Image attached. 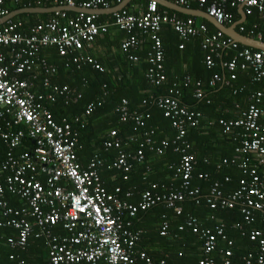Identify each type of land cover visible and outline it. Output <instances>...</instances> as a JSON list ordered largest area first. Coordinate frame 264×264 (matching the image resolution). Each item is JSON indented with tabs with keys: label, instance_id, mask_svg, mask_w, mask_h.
Segmentation results:
<instances>
[{
	"label": "built area",
	"instance_id": "1",
	"mask_svg": "<svg viewBox=\"0 0 264 264\" xmlns=\"http://www.w3.org/2000/svg\"><path fill=\"white\" fill-rule=\"evenodd\" d=\"M4 1L0 0V20L9 14L5 10ZM53 1L59 3L57 6H75L72 0ZM123 1L116 0L117 5ZM174 1L179 6L189 8V2L193 0ZM196 1L200 6L206 2ZM41 2L42 0H36L38 5ZM225 5L232 8L243 7L246 17L256 11L263 20L261 26L264 27V0H216L208 4L203 11L224 25L233 19L226 13ZM78 8L102 10L112 7L107 0H86ZM66 13H54L46 22L31 27L28 34L18 31L21 23L11 20L0 23V137L8 148L5 159L0 163V175L5 174L0 179V228L17 231V236L9 239L12 247L17 249L23 250L27 245V239L34 234L36 237H43L48 248L49 264H138V261L150 263L147 254L137 249L142 233L132 228V219L139 212L159 204L173 209L175 215L179 216L183 213L181 203L186 200H195L197 203L200 191L197 187H190L195 161L193 156L187 153L190 145L185 140V120L195 126L199 113L189 112L179 105L175 89L169 91L171 96L157 98V106L163 110L164 117L171 118L176 131L171 145L174 152L180 154L179 164L175 168V175L180 179V184L177 189L168 187L160 192L157 191L158 186L152 184L149 189L142 192L137 203L132 204L128 202L131 193H126L123 200L118 197L119 188L112 193L106 190L97 171L96 162H90L86 169L78 163L74 151L77 139L71 135L70 125L64 120L62 124L55 122L50 111L44 106L45 101H54L53 94L33 93L30 84L19 77L40 70L49 74L55 72L46 59L38 57L41 48L55 47L60 56L80 52L85 44L90 46L97 36L105 34L110 25L128 33L136 28L152 33L159 30L161 24L170 23L183 40L203 35L202 49L207 51L206 66L213 67L214 58H218L221 69L229 74L230 79H235L234 73L237 69H250L254 73L255 81H264V51L246 46L238 49L239 44L220 31L207 35L206 25L196 23L192 16L185 21L162 16L157 13L155 2H149L147 10L138 16L126 10L115 12L111 24L104 25L96 23L100 14L77 13V16L69 17ZM243 25L245 24H237L239 33L248 30V36L264 42V30H260V26L252 24L246 29ZM152 38L153 53L149 55L152 67L147 78L159 85L164 80V75L154 70H162L164 55L160 39L155 36ZM138 44L136 37L130 36L121 44V48L135 50ZM5 48L11 49L8 58L2 51ZM226 49L234 50L229 59H223L226 55L222 56ZM75 56L78 57H73V63H89L98 71H103L92 57L81 54ZM7 59L9 61L6 64ZM130 60L136 61L137 58L130 56ZM222 81L224 82V77L216 73L208 85L214 87L217 82ZM187 83L188 79L185 85ZM43 84L49 87L50 83L45 80ZM195 87V98L202 99L204 96L202 84L198 81ZM52 88L60 94L70 93L66 86L60 90L54 86ZM259 96L258 94L255 97L254 103L250 104L239 120L219 121L224 133L232 126L243 128L240 143L234 150L238 158H232L230 161V164L236 165L242 171L243 176L239 179L237 188L226 195L220 189V183L214 181L205 195L207 205L213 210L233 209L240 204L242 222L245 225L254 223V212L260 213V221H264V175L260 176L257 173L258 167L264 165V124L258 122L263 111L256 107L260 101ZM76 97L79 98L80 95ZM125 105L126 101L123 100L120 109L118 108L122 121L129 117ZM93 108L90 105L85 115H89ZM135 123L136 126L142 125L141 116L135 117ZM110 134L115 135L114 132ZM26 142L31 144L26 145ZM162 144L163 148L169 145L166 141ZM112 145L118 147L119 143H106L107 147ZM18 148L23 151L16 155L14 151ZM143 152V149L137 152L139 162L143 159ZM157 154L161 155L162 150L159 149ZM128 156L120 153L114 166L128 172L130 170L126 162ZM239 158L241 159L236 164L235 161ZM223 163H227V160ZM197 178L207 180L209 175L200 172ZM4 193L16 197L19 206L10 207L3 199ZM162 218L164 221L161 224L160 235L167 236L169 223ZM58 225L65 231L64 236L53 234V228ZM185 227L199 235L202 241V250L206 257L201 259L199 264H231L230 249L220 251L223 258L220 263L209 256L217 250L219 240L226 241L222 226L202 227L196 217L187 214L178 230L183 231ZM233 228L241 230L243 225L235 224ZM248 237L257 244V251L244 257V263L264 264V231L252 230ZM226 243L228 247L232 245L230 240Z\"/></svg>",
	"mask_w": 264,
	"mask_h": 264
},
{
	"label": "trees",
	"instance_id": "2",
	"mask_svg": "<svg viewBox=\"0 0 264 264\" xmlns=\"http://www.w3.org/2000/svg\"><path fill=\"white\" fill-rule=\"evenodd\" d=\"M8 1H4L7 13L27 7H51L59 5V3H53L51 0H43L40 5L35 3V0H21L17 5H9L10 1ZM82 1L85 0H73V3L80 5ZM107 1L110 7L117 5L116 0ZM170 1L174 2L173 0ZM215 1L206 0L200 6L198 1L193 0L189 2V8L205 10L208 4ZM142 2L145 3L143 11H141L142 13L147 10L149 1L136 0L132 1L131 4H140ZM124 9L131 13L129 6ZM224 9L233 18L230 22L224 23L225 26L229 27L237 20V8L225 5ZM157 13L183 21L191 17L166 10L159 5ZM66 15L69 17L77 16L72 12H67ZM53 16L54 13L47 15L22 14L13 18L11 22L21 23L18 31L22 34H28L31 27L43 23ZM192 18L196 23L206 25L207 35L217 32L206 20L197 17ZM247 18L249 19L246 22L247 26L246 23L243 25L246 29H249L252 24H257L260 26V30H264V27L261 26L263 20L256 11L251 15H247ZM112 21V15L107 16L102 14L98 15L96 19L98 25L109 24ZM112 30L120 32L123 38L118 37L119 41L111 40L110 42V32ZM240 33L247 36L249 34L248 30ZM130 36L136 37L140 42L137 50H123L121 48V44L127 41ZM152 36L160 39L161 50L164 55L162 70H154L164 75V80L159 85H156L147 78L149 69L152 67L149 63V55L153 53L154 47ZM203 40V35L183 40L170 23L161 24L159 30L152 33L149 31L145 32L140 28H136L133 32L128 33L117 26L110 25L105 34L97 36L90 46L85 44L83 50L80 52H71L66 56H60L55 47L41 48L37 54L38 57L56 65V73L51 76L49 73L41 70L39 72L41 74L33 78V90L37 94H53L54 101L47 100L44 102V105L50 111L55 122L62 124L61 122L64 120L65 123L70 125L71 135L77 139L74 151L81 167L86 169L90 162H96L97 171L106 190L112 193L116 188H119L120 193L118 197L123 200L126 193H131L132 196L128 202L132 204L137 203L142 192L149 189V186L152 184L158 186L157 191L159 192L164 191L168 187H172L173 189L179 187L180 179L175 175V168L179 164L180 154L175 153L171 145V142L175 139L176 131L172 126L171 118L164 117L163 110L156 104L157 98L171 96L169 91L171 89L177 90L175 96L179 101V105L189 112L199 113L198 123L195 126H192L190 122L184 119L186 125L185 140L190 145L187 153H190L195 161L190 187H197L199 189V198L197 197V203L195 200H186L181 203L180 206L183 213L179 216L175 215L173 209L167 208L162 204L144 212H139L132 219V228L136 229L134 223L141 216L145 217L149 213H156L157 217L160 218V234L161 224L164 221L162 217H164L169 223L168 235L174 238L172 242H179V246L178 244L176 245L177 253L174 258L176 261L169 260L170 264L173 262L176 264H199V261L206 257L202 250V241L199 235L192 233L187 227L183 231L178 230V226L184 223L185 216L189 214L200 220L202 227L214 228L216 225L223 227L226 241L219 240L217 250L209 255L215 262L220 263L223 259L220 251L230 249L232 252L230 263L245 264L244 257L249 253L255 254L257 251V244L249 240V233L252 230L258 229L264 231V221H260V213L254 212V223L245 225L242 222L243 215L241 214L240 204L236 205L233 209H218L214 211L207 205L205 195L214 181L220 183V189L226 195L237 188L238 181L243 176L242 171L236 165L230 164V161L232 158H238L234 150L240 143L243 128L232 126L228 132L224 133L219 121L234 122L239 120L250 104L254 103V99L258 94L260 95V101L256 107L264 112V89L255 90L249 88V86H252L251 83H255V86L261 85L264 81H255L254 73L250 69H237L234 73L235 79H230L229 74L221 69L216 57L214 58V66L207 67L205 64L207 51L202 49ZM95 48H100V53L102 49L104 51H102L101 55L99 53L97 57L91 53ZM241 48L243 46L239 44L238 49ZM140 50L141 52H138ZM2 51L7 58L10 56V48H5ZM233 51V49H226L223 52L219 50V52H222V56L226 55L223 59L232 57ZM110 52H113L114 55H110ZM116 53H121L123 58L115 62L119 56H115ZM79 54L92 57L104 70L100 72L89 63H73V57H78L75 55ZM130 56L136 57L137 60H130ZM8 61L9 59H7L6 64ZM216 73L224 77V82H217L216 84H223L228 93L223 92L213 95L215 94L214 92L211 95H207L208 93L205 88H208V90L210 88L206 83ZM241 73L250 76V84L244 83L242 85L241 82H238L239 77L242 75ZM23 77L24 75H21L19 78ZM187 79L189 83L185 85ZM45 80L49 81V87L44 86ZM196 80L197 82L198 80L200 83L202 82L203 94L204 96L207 95L205 98L203 96L202 99H199V102L195 100ZM239 85L240 87H238ZM53 86L57 87L58 90L66 86L70 93L60 94L59 91L53 90ZM246 87L249 88L248 92L241 94ZM77 95H80V97L77 98ZM223 95L228 96L227 101L225 100L223 103L227 105L229 102L230 106L234 105L238 99L240 100V97H244V101H246L245 110L237 118H229L227 115L216 116L215 122L207 123L206 120L214 117L215 112L211 111V113H207L205 109L213 110V100L217 96ZM123 100L126 101L125 108L127 114H129L126 121L121 120V114L118 111ZM90 105L94 108L89 115H85ZM205 114L208 116H206V120L204 119ZM137 116H141V126H136L135 117ZM258 122L264 124L263 114L258 118ZM111 132H114L115 135L111 136ZM165 141L169 145L163 148L162 143ZM107 142H118L119 146L115 147L113 145L114 147L107 148L105 147V143ZM25 144L30 145L31 142H26ZM140 149H143L144 155L142 161L139 162L136 155ZM159 149L162 150L161 155L157 154ZM7 151L8 148L0 137V163L5 159ZM22 151L21 148H18L14 151V154L17 155ZM120 153L129 155L126 162L132 167L131 171L124 172L122 169L118 170L114 166ZM240 159H237L235 163L238 164ZM205 160L207 162H204ZM224 160H227V163H223ZM200 172L208 173L209 179H198L197 174ZM257 173L260 176L264 175V165L258 167ZM4 175H0V179ZM226 178L229 180L225 181ZM3 199L7 201L10 207L17 208L19 206L18 199L8 193L3 194ZM235 224H242L243 229L238 230L233 228ZM172 228H174L175 233H171ZM54 231L64 234L58 227L54 228ZM16 236V230L0 228V264H49L48 248L42 237H36L35 234L30 236L27 239L26 247L20 250L13 248L9 243V239ZM167 236L162 237L165 239L164 237ZM228 240L232 241V245L229 247L226 243ZM183 242L190 249L180 247L183 245ZM138 246L139 244L137 245V249ZM198 246L202 250L198 258L186 257V255H193L191 249ZM146 254L150 263L138 261V264H160L162 261L164 264H167L164 260L157 259L154 253L146 251Z\"/></svg>",
	"mask_w": 264,
	"mask_h": 264
},
{
	"label": "crops",
	"instance_id": "3",
	"mask_svg": "<svg viewBox=\"0 0 264 264\" xmlns=\"http://www.w3.org/2000/svg\"><path fill=\"white\" fill-rule=\"evenodd\" d=\"M10 3L9 5H17L21 0H19L18 2H15L13 0H9ZM8 1V2H9ZM73 1V0H72ZM86 1V0H85ZM132 1H136V0H129L127 2V6H129V10H131V13H133L134 15H140L141 14V11H143L142 9L145 7V3H140V4H131ZM170 1V0H169ZM43 2V0H42ZM51 2L55 3L53 0H51ZM84 1L81 2V4L83 3ZM172 2V1H171ZM35 3H36V0H35ZM175 3V2H173ZM80 4V5H81ZM176 4V3H175ZM80 5H75V6H80ZM54 6H57V5H54ZM53 7V6H51ZM125 7V8H126ZM163 7V6H162ZM28 8V7H27ZM165 8V7H163ZM166 10H170L168 8H165ZM19 10V9H18ZM16 11V10H15ZM173 11V10H171ZM175 12V11H174ZM11 13V12H10ZM72 13H75L77 14L76 12H72ZM178 13V12H177ZM107 15L109 16L110 14H106V13H101L100 15ZM178 14H181V13H178ZM243 7H238L237 8V17H236V22H239L240 24H245L246 22L249 21V19L245 16V18L243 17ZM22 15V14H21ZM35 15H41V14H35ZM42 15H47V14H42ZM183 15V14H181ZM19 16V15H18ZM183 16H187V15H183ZM17 17V16H15ZM14 17V18H15ZM189 17V16H188ZM13 19V18H12ZM11 19V20H12ZM201 19V18H199ZM204 20V19H203ZM46 22V21H45ZM208 22V21H207ZM235 22V23H236ZM246 26H247V23H246ZM237 29V28H236ZM111 34V38L109 39L110 42L111 40H116V41H119V38H123V35H121L120 32H117L115 30H112L110 32ZM102 38V37H101ZM102 51H104V49L101 50V53H100V48L99 49H94L93 51H91V53H93V55L95 56H99V53L100 55L102 54ZM146 51V50H145ZM138 52H141L138 51ZM104 53V52H103ZM110 55H114L113 52H110L109 53ZM118 56V58H116L115 62L122 59L123 58V55L120 53V54H117L115 56ZM49 64H51V66L54 68L55 72L51 73L50 75H54L56 73V65H54L53 63L47 61ZM99 64V63H98ZM100 65V64H99ZM118 69V68H117ZM104 70V69H103ZM41 71V70H40ZM39 71V72H40ZM36 73L34 72H31L30 74H23L24 77L21 78L22 80H26L29 84H30V90L33 92V93H36L33 88H34V81H33V78L35 76H39V73L38 71H35ZM242 74V73H241ZM249 77L248 75H245V73H243L239 79H238V82L242 83V85L245 83V84H250L249 82ZM211 79V78H210ZM207 81L206 85H208V82L209 80ZM199 81V80H198ZM247 81V82H246ZM195 82V81H194ZM197 82V80H196ZM200 82V81H199ZM202 83V82H201ZM255 84V83H254ZM253 83H251L252 86H249V88H252V89H264V82L261 83V85H255L254 86ZM263 86V88H261ZM209 87V85H208ZM240 87V85L238 86ZM210 89L208 90V88H205L207 91V95H211L212 93L215 92V94L213 95H217V94H220V93H228V90L225 88V86H223V84H216L214 87H209ZM249 88H245L243 90V92L241 94H246L249 90ZM194 89V88H193ZM238 89V88H237ZM221 90V91H220ZM205 92V93H206ZM264 92V91H263ZM240 94V93H239ZM205 95L204 98L207 96ZM212 95V96H213ZM241 99L237 102L234 103V105L230 106L229 102L227 105H225L223 103V101H227L228 99V96L227 95H223V96H217L213 101V110H209V109H205L206 112L208 113H211V111L215 112V116L210 118V120H206V114H205V120L206 122H215L216 120V116H226L229 117V118H237L240 116V113L242 111L245 110V107H246V101H244V97H240ZM197 102H199L200 100H197L195 99ZM237 104V106H236ZM264 108V106H263ZM263 115H264V112H263ZM208 117V116H207ZM114 192V191H113ZM200 221V220H199ZM135 227L137 230H140L142 232V238L140 240V242L138 243L139 246H138V249L141 250V251H144L146 253L149 252V253H154V256L159 259V260H164L167 264H170L169 260H173V261H176L174 258L176 257V253H177V249H176V245L178 244L179 246V242H172L173 241V237L172 236H167V237H164L165 239H163V237L159 234V225H160V218L157 217L156 213H149L147 216H141L140 218H138L135 223H134ZM132 227H133V222H132ZM174 228L171 229V233L174 232ZM175 233V232H174ZM162 237V238H161ZM42 239L44 240V238L42 237ZM177 239V238H175ZM194 245V244H193ZM196 246V245H195ZM180 247H184L185 249H188L189 246L185 244V242H183V245H181ZM179 247V248H180ZM190 249V248H189ZM22 250V249H20ZM201 247L198 246V247H195V248H192L191 249V252H193V255H186V257H199L201 255ZM181 263V261H180ZM172 264H176L175 262H173Z\"/></svg>",
	"mask_w": 264,
	"mask_h": 264
},
{
	"label": "water",
	"instance_id": "4",
	"mask_svg": "<svg viewBox=\"0 0 264 264\" xmlns=\"http://www.w3.org/2000/svg\"><path fill=\"white\" fill-rule=\"evenodd\" d=\"M129 0H124V2L120 5H117L115 7L109 8V9H98V10H83L76 6H53V7H28V8H22L16 11H13L6 15L4 18L0 20V23H5L15 16L21 15V14H52L57 12H76V13H85V14H112L116 11L121 10L127 5V2ZM157 3L160 6H163L165 8H168L170 10H173L175 12L181 13L183 15L192 16L204 19L208 21L217 31L222 32L224 35L231 38L234 42L250 47L255 50H261L264 51V42L254 39L253 37L243 35L239 33L236 29V26L239 22H236L232 24L231 26L227 27L221 23H218L216 20H214L212 17H210L206 12L199 9H191V8H183L175 3L169 1V0H148ZM245 18L244 13L242 14Z\"/></svg>",
	"mask_w": 264,
	"mask_h": 264
},
{
	"label": "bare ground",
	"instance_id": "5",
	"mask_svg": "<svg viewBox=\"0 0 264 264\" xmlns=\"http://www.w3.org/2000/svg\"><path fill=\"white\" fill-rule=\"evenodd\" d=\"M147 1H148V0H147ZM173 1H174V0H173ZM123 2H124V1H123ZM123 2H122V3H123ZM149 2H152V1H149ZM174 2H175V1H174ZM122 3H120V4H122ZM175 3H176V2H175ZM120 4H119V5H120ZM155 4H156V7H158V4H157V3H155ZM176 5H177V4H176ZM159 6H160V5H159ZM178 6H179V5H178ZM125 7H126V6H125ZM125 7H124V8H125ZM180 7H182V6H180ZM124 8H122L121 10H125ZM183 8H187V7H183ZM119 11H120V10H119ZM126 11H127V10H126ZM116 12H118V11H116ZM127 12H128V11H127ZM114 13H115V12H114ZM128 13H130V12H128ZM130 14H132V13H130ZM110 15H113V13L110 14ZM138 42H139V41H138ZM139 44H140V42H139ZM139 44H138V45H139ZM137 49H138V47H137L135 50H137ZM44 106H45V105H44ZM45 107H46V106H45ZM48 111H49V110H48ZM105 147H107V146H106V143H105ZM112 147H114V146L112 145V146L107 147V148H112ZM131 168H132V167L130 166V170H129V171H131ZM116 169H117V168H116ZM118 170H120V169H118ZM122 170H123V169H122ZM123 171H124V170H123ZM129 171H128V172H129ZM124 172H125V171H124ZM103 186H104V185H103ZM114 191H115V190H114ZM222 192H223V191H222ZM223 193H224V192H223ZM211 210H213V209H211ZM216 210H218V209H215L214 211H216ZM222 210H223V209H222ZM56 227H58L60 230H62L64 234L56 233V232L54 231V228H56ZM54 228H53V230H52L53 234H55V235H60V236H64V235H65V231H64L59 225H58V226H55Z\"/></svg>",
	"mask_w": 264,
	"mask_h": 264
}]
</instances>
